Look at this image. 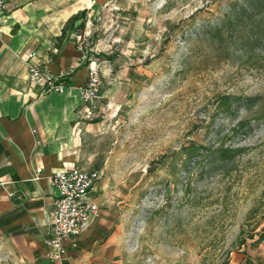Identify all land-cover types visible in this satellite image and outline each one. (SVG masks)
Segmentation results:
<instances>
[{
	"label": "rangeland",
	"instance_id": "374dc122",
	"mask_svg": "<svg viewBox=\"0 0 264 264\" xmlns=\"http://www.w3.org/2000/svg\"><path fill=\"white\" fill-rule=\"evenodd\" d=\"M92 1L71 27L100 70L76 160L99 172L96 196L111 204L112 264H257L264 0Z\"/></svg>",
	"mask_w": 264,
	"mask_h": 264
},
{
	"label": "crops",
	"instance_id": "0c3cea01",
	"mask_svg": "<svg viewBox=\"0 0 264 264\" xmlns=\"http://www.w3.org/2000/svg\"><path fill=\"white\" fill-rule=\"evenodd\" d=\"M5 2L7 11L0 14V251L7 264H53L44 256L58 193L51 176L77 166L85 109L78 90L88 73L71 27L59 37L69 19L87 11L93 1ZM31 52L35 57L29 60ZM31 64L53 76L71 71L65 93L43 94L30 84ZM98 181L92 198L99 212L75 240L76 246H68L63 264H112L118 225L106 197L96 196ZM254 263L264 264V254Z\"/></svg>",
	"mask_w": 264,
	"mask_h": 264
},
{
	"label": "built area",
	"instance_id": "2783aa9c",
	"mask_svg": "<svg viewBox=\"0 0 264 264\" xmlns=\"http://www.w3.org/2000/svg\"><path fill=\"white\" fill-rule=\"evenodd\" d=\"M7 11L5 0H0V14ZM35 53H29V60ZM71 71L62 70L53 76L36 64L28 68L27 79L30 84L40 87L43 94L56 93L62 95L68 88ZM100 92V70L94 66L88 67L85 84L79 88L78 97L84 112L92 106ZM98 171H87L78 166L56 170L51 179L57 189L53 201L48 237L44 240L46 246L45 258L53 264H63L68 246L74 248L75 240L85 232L91 221L99 212V205L94 202L92 192L99 179Z\"/></svg>",
	"mask_w": 264,
	"mask_h": 264
},
{
	"label": "trees",
	"instance_id": "16d2710c",
	"mask_svg": "<svg viewBox=\"0 0 264 264\" xmlns=\"http://www.w3.org/2000/svg\"><path fill=\"white\" fill-rule=\"evenodd\" d=\"M255 0H249V2H253ZM85 19V12L82 11L78 14H76L75 16H73L71 19H69V21L67 22V26L62 30V34L61 36L59 37V40L62 38V36L64 35V32L66 29L70 28L73 26V24L78 21V20H81V22H83ZM82 28V25L80 27V29ZM233 101V102H239V101H242V98H226V101L224 102L225 104L229 105L230 102ZM244 104L243 102L241 103V105ZM245 123L246 122H239L237 124V127L238 128H243L245 126ZM196 150L195 147H191L190 150L186 153L188 157L191 156V154ZM229 153H232L231 150H228V149H221L219 152H218V159L221 160V161H227V160H230L232 158V156L229 154Z\"/></svg>",
	"mask_w": 264,
	"mask_h": 264
}]
</instances>
